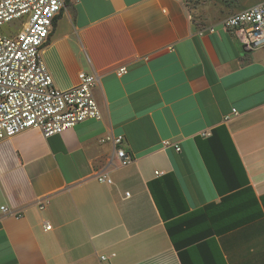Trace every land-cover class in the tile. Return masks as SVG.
<instances>
[{
	"label": "crops",
	"instance_id": "1",
	"mask_svg": "<svg viewBox=\"0 0 264 264\" xmlns=\"http://www.w3.org/2000/svg\"><path fill=\"white\" fill-rule=\"evenodd\" d=\"M208 1H66L44 56L61 89L99 75L102 118L0 141V264H264V49L220 25L264 0Z\"/></svg>",
	"mask_w": 264,
	"mask_h": 264
},
{
	"label": "built area",
	"instance_id": "2",
	"mask_svg": "<svg viewBox=\"0 0 264 264\" xmlns=\"http://www.w3.org/2000/svg\"><path fill=\"white\" fill-rule=\"evenodd\" d=\"M65 6L66 0H0V141L31 128L48 137L102 118L94 96L99 75L82 71L75 87L61 89L44 56L54 22ZM220 25L234 33L246 50L264 49V2L224 18ZM206 31L215 32L216 27L203 28L199 33ZM126 72V67L119 69V74ZM102 141L113 143L118 166L132 162L133 157L123 147V135L109 133ZM164 145L173 144L165 140ZM96 177L101 182H113L106 172ZM47 201H40L39 208L43 209ZM1 209L10 212L6 206ZM44 227L50 230L52 225L45 222ZM109 258L100 256L104 264Z\"/></svg>",
	"mask_w": 264,
	"mask_h": 264
},
{
	"label": "rangeland",
	"instance_id": "3",
	"mask_svg": "<svg viewBox=\"0 0 264 264\" xmlns=\"http://www.w3.org/2000/svg\"><path fill=\"white\" fill-rule=\"evenodd\" d=\"M186 3L189 10L192 13V16L196 21H200L203 14L202 11L204 6L210 7V6H214L215 3L218 4L217 1H208V0H186Z\"/></svg>",
	"mask_w": 264,
	"mask_h": 264
},
{
	"label": "trees",
	"instance_id": "4",
	"mask_svg": "<svg viewBox=\"0 0 264 264\" xmlns=\"http://www.w3.org/2000/svg\"><path fill=\"white\" fill-rule=\"evenodd\" d=\"M66 1H67V0H66ZM165 178H170V179L172 180V182H173V187H174V188L171 187L170 189H172V191H178V189H179V185H178V183H177V181H176L174 175H173V174H168V175H166ZM151 186H152V188H153V184H151ZM159 204L161 205V203H159Z\"/></svg>",
	"mask_w": 264,
	"mask_h": 264
}]
</instances>
